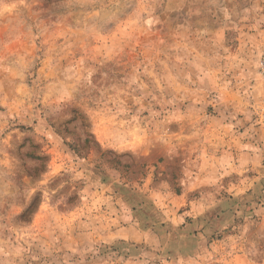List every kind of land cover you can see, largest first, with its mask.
Wrapping results in <instances>:
<instances>
[{"label":"rangeland","instance_id":"obj_1","mask_svg":"<svg viewBox=\"0 0 264 264\" xmlns=\"http://www.w3.org/2000/svg\"><path fill=\"white\" fill-rule=\"evenodd\" d=\"M264 0H0V264H264Z\"/></svg>","mask_w":264,"mask_h":264},{"label":"built area","instance_id":"obj_2","mask_svg":"<svg viewBox=\"0 0 264 264\" xmlns=\"http://www.w3.org/2000/svg\"><path fill=\"white\" fill-rule=\"evenodd\" d=\"M259 65H260V69L264 72V56L261 57Z\"/></svg>","mask_w":264,"mask_h":264}]
</instances>
